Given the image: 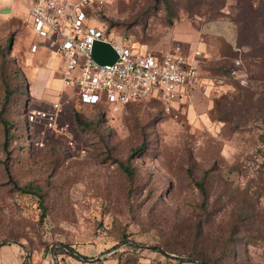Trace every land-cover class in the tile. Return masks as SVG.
<instances>
[{
	"label": "rangeland",
	"instance_id": "obj_1",
	"mask_svg": "<svg viewBox=\"0 0 264 264\" xmlns=\"http://www.w3.org/2000/svg\"><path fill=\"white\" fill-rule=\"evenodd\" d=\"M0 1L3 264H16L5 248L19 250L20 264H200L188 248H215L218 264H236L241 249L245 262L264 264V238L232 237L226 207L216 215L203 209L195 185L211 169L214 197L218 181L243 186L262 161L257 113L224 105L264 91V0L95 1L91 23L117 39L157 53L175 43L200 50L198 79L172 104L145 98L117 106L82 104L58 71L34 86L31 68L63 61L45 47L27 52L39 42L27 5ZM221 24L225 37L215 33ZM34 109L53 114L52 124L29 119ZM27 183L39 191H21Z\"/></svg>",
	"mask_w": 264,
	"mask_h": 264
},
{
	"label": "built area",
	"instance_id": "obj_2",
	"mask_svg": "<svg viewBox=\"0 0 264 264\" xmlns=\"http://www.w3.org/2000/svg\"><path fill=\"white\" fill-rule=\"evenodd\" d=\"M21 1L27 5L30 27L39 38L30 43V51L43 46L60 57L63 65L51 68L50 74L58 71L62 83L73 87L82 104L117 106L145 98L172 104L186 85L198 79L200 50L185 53L175 43L157 53L117 39L103 26L91 23L89 8L98 0ZM96 40L108 41L115 48L113 63H99L92 57ZM28 117H43L50 124L55 118L41 109L32 110Z\"/></svg>",
	"mask_w": 264,
	"mask_h": 264
},
{
	"label": "trees",
	"instance_id": "obj_3",
	"mask_svg": "<svg viewBox=\"0 0 264 264\" xmlns=\"http://www.w3.org/2000/svg\"><path fill=\"white\" fill-rule=\"evenodd\" d=\"M168 21L169 23L173 22L171 18H169ZM8 41L9 44L12 43V35L8 37ZM28 50H30V44ZM252 95L253 94L249 93V95H243L246 96L245 98L240 99L242 94H238L234 96L233 100L228 104L224 105V108H241V106H246V108H251L255 111L258 118L264 124V91H261L259 96L254 99L251 98ZM74 116L79 123H90L83 120L79 112H75ZM221 118L225 117L222 116ZM260 139L262 145L257 148V153L262 157V161L259 163V167L256 169L255 173L247 176L243 186H232L226 180H220L216 184L217 191L215 192V196L211 197L209 191L214 185H212L213 181L210 178L213 179V177H215L214 172H212L211 169H205L200 178L195 180V185L202 195L201 206L203 209H209L210 213L216 215L220 209H223V206L226 207L228 211V220H231L230 232L233 233L232 237L239 238L240 232L243 231L249 234L247 241H255L264 238V170L262 169L264 166V132L261 133ZM241 165V163L233 164L230 169L240 170ZM123 168L128 173L131 172V168H129L127 164L123 165ZM19 189L23 192L31 191V189L39 191L40 187L39 185L27 183L26 185L19 186ZM41 197L42 193L40 192L39 198ZM197 227L202 230L203 222H198ZM186 250L190 255H195V258H199L198 262H200V264H218L213 255L215 248L202 249L203 251L196 250V248H188ZM221 250L227 253L229 250H232V247L229 248L224 246ZM234 251L236 252L235 263L240 264V262H245V258H242L243 251L241 249ZM245 263L254 264L250 260H247Z\"/></svg>",
	"mask_w": 264,
	"mask_h": 264
},
{
	"label": "crops",
	"instance_id": "obj_4",
	"mask_svg": "<svg viewBox=\"0 0 264 264\" xmlns=\"http://www.w3.org/2000/svg\"><path fill=\"white\" fill-rule=\"evenodd\" d=\"M0 3H2V2L0 1ZM2 5H3V3H2ZM4 7H5L4 8V11L7 12L6 5H4ZM224 31H225V25L224 24H221V25L218 26V29L216 30L215 33H218V34H220V35H222V36L225 37V32ZM32 33H33V31H32ZM33 42H37V40H32L30 43L32 44ZM41 47H43V46H39L35 51H30V50L27 49V52H29L30 54H32V53L36 52L38 49H40ZM60 64H61V62H60ZM54 68H56V67H54ZM31 69L32 70H31V78H30V81H31L32 84H34V86L44 87V85L48 81H50L49 71H50L51 68H47L43 62H40L39 65L34 66ZM4 246L5 247H10L9 245H3V247ZM4 250L8 251L7 253H11V256H12V258H14V262L16 264H20V262H19V256H18L19 255V250L18 249L16 250L15 248H5ZM0 264H3L2 263V258L0 259Z\"/></svg>",
	"mask_w": 264,
	"mask_h": 264
},
{
	"label": "water",
	"instance_id": "obj_5",
	"mask_svg": "<svg viewBox=\"0 0 264 264\" xmlns=\"http://www.w3.org/2000/svg\"><path fill=\"white\" fill-rule=\"evenodd\" d=\"M92 57L99 63H113L117 58V52L110 42L96 40L92 46Z\"/></svg>",
	"mask_w": 264,
	"mask_h": 264
}]
</instances>
